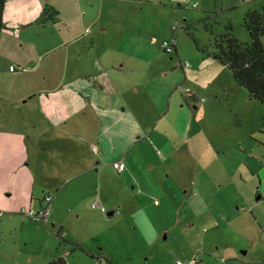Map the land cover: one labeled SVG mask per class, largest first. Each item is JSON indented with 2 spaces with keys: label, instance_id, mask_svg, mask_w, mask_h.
Wrapping results in <instances>:
<instances>
[{
  "label": "rangeland",
  "instance_id": "rangeland-1",
  "mask_svg": "<svg viewBox=\"0 0 264 264\" xmlns=\"http://www.w3.org/2000/svg\"><path fill=\"white\" fill-rule=\"evenodd\" d=\"M46 1L84 31L86 53L120 72L142 122L129 127L122 178L109 172L57 201L61 231L52 216L44 225L7 210L1 194L0 264L58 256L68 264H177L197 254L199 264H264V104L214 56L230 28L251 41L244 1ZM42 16L39 28L12 26L11 34L56 44L64 22L45 24ZM166 41L177 53L164 51ZM11 67L0 62L1 88L10 70H27Z\"/></svg>",
  "mask_w": 264,
  "mask_h": 264
},
{
  "label": "crops",
  "instance_id": "crops-1",
  "mask_svg": "<svg viewBox=\"0 0 264 264\" xmlns=\"http://www.w3.org/2000/svg\"><path fill=\"white\" fill-rule=\"evenodd\" d=\"M243 1L248 12L264 6L261 3L260 9H253L259 0ZM47 2L9 0L3 13L0 62L10 69L16 62L27 70H10L13 75L5 79L10 82L0 87V195L7 199V210H38L45 196L52 194L50 223L59 225L61 231L65 224L58 217L57 201L84 191L95 177L102 179L113 172L122 178L128 172L129 127L142 120V109L131 102L134 98L129 97L120 72L86 53L90 49L81 40L84 31L69 21L61 7H57L60 15L55 21L64 22V29L56 44L11 34L12 26H18L20 33L39 28L38 18ZM118 161L125 164L123 171L113 166ZM261 199L257 196V201ZM159 201L153 204L161 207ZM261 229L258 237L264 244ZM252 247L256 244L243 253ZM194 259L199 264L198 254L190 260ZM29 264H34L32 258Z\"/></svg>",
  "mask_w": 264,
  "mask_h": 264
},
{
  "label": "trees",
  "instance_id": "trees-1",
  "mask_svg": "<svg viewBox=\"0 0 264 264\" xmlns=\"http://www.w3.org/2000/svg\"><path fill=\"white\" fill-rule=\"evenodd\" d=\"M8 1L0 0V32L5 28L3 13ZM59 15L51 5L46 4L41 22H54ZM245 27L249 32L250 42L240 41L230 28V32L216 40L214 56L231 70L235 82L245 87L251 98L264 104V7L246 14ZM46 264L68 262L63 256H58Z\"/></svg>",
  "mask_w": 264,
  "mask_h": 264
},
{
  "label": "built area",
  "instance_id": "built-area-1",
  "mask_svg": "<svg viewBox=\"0 0 264 264\" xmlns=\"http://www.w3.org/2000/svg\"><path fill=\"white\" fill-rule=\"evenodd\" d=\"M149 1V0H146ZM193 7H196V4L193 5ZM163 48L165 50L166 53L173 55L176 51V44L174 43H169L168 41L163 43ZM11 69L13 70V67H11ZM94 150L96 151V149L94 148ZM113 166L120 171H123L125 169V164L122 161H118V162H114ZM53 196L51 194H48L45 196L44 198V205L39 208L38 210H33V209H23L21 211V213L27 217L32 218L35 221H38L40 223H44L47 224L49 222V219L51 217V213H52V208H51V204L53 202ZM154 203L156 205H159L160 201L159 199H155ZM94 208L99 209L102 213L107 214L108 209L99 204L98 202H95L93 204ZM0 213H2L0 211ZM196 260H190L187 264H195ZM177 264H185L182 261H177Z\"/></svg>",
  "mask_w": 264,
  "mask_h": 264
},
{
  "label": "water",
  "instance_id": "water-1",
  "mask_svg": "<svg viewBox=\"0 0 264 264\" xmlns=\"http://www.w3.org/2000/svg\"><path fill=\"white\" fill-rule=\"evenodd\" d=\"M112 214H113L112 212H109V214H108V215H109V216H111Z\"/></svg>",
  "mask_w": 264,
  "mask_h": 264
}]
</instances>
